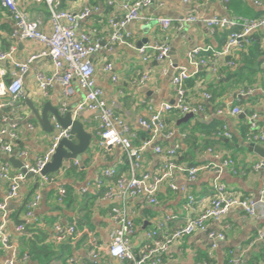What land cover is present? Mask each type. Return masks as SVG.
<instances>
[{
  "label": "crops",
  "instance_id": "crops-1",
  "mask_svg": "<svg viewBox=\"0 0 264 264\" xmlns=\"http://www.w3.org/2000/svg\"><path fill=\"white\" fill-rule=\"evenodd\" d=\"M62 7L71 12H79L85 6H98L99 11L93 13L85 20H81L78 29L87 32L93 39L101 40V49L91 56L94 66V77L97 86L104 91V96L108 103L115 101L116 112L136 131L133 145L139 146L143 139L142 132L149 133L137 124L139 118L147 119V103L157 106L161 102L172 103L176 99L175 89L171 82L172 69L167 65V61H156L153 51L150 50L149 58L143 61L136 49L128 48L122 44H112L109 42L110 29L107 19L116 15L120 17L122 10L119 4L123 0H111L114 3L110 6V0H61ZM162 2L163 5H159ZM262 3L256 4L253 0H248V5L259 10ZM20 9L32 20L40 19L41 28L44 32L50 33V23L47 8L44 4L34 3L31 0H18ZM191 11L200 18H207L214 15L231 16L226 3L222 0H189L184 4L182 0H154L153 4L143 10L144 18L140 21L132 22L126 29L132 32V41L135 47L138 43L151 45L164 40L163 34L159 30L156 20L159 17L169 18L171 26L166 34L170 45L169 59L174 60L177 66H188L187 52L194 47L219 44V35L214 36L209 32L202 22L186 23L182 28H178L179 21ZM15 25L9 13L0 7V51H6L10 46H14L13 58L16 62H25L28 57L38 53L43 45L34 40L16 39L11 37ZM236 52V51H235ZM237 53V52H236ZM219 63L221 58L218 59ZM112 63L111 72L104 70V64ZM7 74L10 71L8 63H1ZM166 70L163 73V70ZM206 71L208 69L204 67ZM52 66L47 57H39L28 65V70L23 77V93L17 103L1 111L0 129L5 126L15 127V138L11 141L14 152L11 156L21 160L25 165L33 166L36 160L43 156L49 147L53 135L52 131L42 129L35 119L32 107L41 112L45 103L59 108L63 101L73 109L84 97V92L78 87L76 81L73 82L71 92L65 94L59 84L54 85L46 95L39 93L35 76L38 72L50 74ZM143 71H148L150 79L143 84H138ZM204 75V81H198L194 86L186 88V100L189 103H196L202 99V93L208 89L209 85L219 84L223 78H218L216 72ZM117 75V80L112 79V75ZM6 78L10 80L7 75ZM226 93L221 96L220 104L233 103L238 97V91L234 90L225 82ZM211 89V87H209ZM215 88V87H213ZM255 97L252 101L245 100L246 103L238 105L247 114L235 116L217 115L215 110L209 109L208 116L199 115V120L210 123L218 119L225 123L233 134L239 133L242 126L246 125L248 115L256 113L258 115V125L264 130V86L256 87ZM207 91V90H206ZM252 94V95H254ZM243 98L248 95L240 96ZM213 112V113H212ZM184 115L170 112L165 114L167 126L173 131L170 139L158 138L157 142L162 146L169 147L173 143L183 144V130L188 126L186 121L179 122ZM51 115L49 120L51 123ZM5 118V120H3ZM85 130L93 135V141L83 161L75 164L70 160L65 163L54 175L57 176V183H41L36 175L26 176L20 184L19 196L7 200V181L0 179V203L4 208L0 209V222L4 221L6 230L9 233L11 248H5L0 243V264L8 262L12 256L15 257L16 264L28 260L27 254L19 257L21 251L27 252L29 238L25 233L28 225H37L39 232L33 235V239L42 245L43 242L51 244L54 238V226L62 224L75 225L76 232L61 241L55 239L57 243L56 252H60L61 257L54 258L50 264H126L112 259L107 254L109 243V232L114 223L109 215L110 206L114 202L105 197V191L96 198L90 199L102 186H92L82 193L81 189L87 183L94 180L104 168L118 165V170L122 172L124 168L125 153L119 148L102 149L98 146L97 121L89 112L80 113L77 117ZM53 129V128H52ZM220 138V137H219ZM227 141L226 139H224ZM236 147L240 150L227 149L216 144L212 147L222 157L228 155L234 159V166L238 170L237 174L224 172L220 180L225 184L227 190L239 196H249L254 200L259 199L260 191L264 188V169H254L253 166L263 159L247 149V143L241 138L237 139ZM264 148V143H260ZM194 157L197 162L210 160L207 151H195ZM8 155L0 151V159L7 160ZM143 170L155 172L159 166L156 154L152 149L143 151L141 156ZM186 164V163H183ZM192 164V163H191ZM186 164V165H191ZM194 165V164H192ZM13 173L20 172L12 164ZM129 167L122 174L129 175ZM214 175L208 172H200L193 182H187L184 176H180L177 183L186 185L198 199L203 202L196 207L195 211H187L183 204L185 197L178 191L169 190L166 187L160 189L157 194L158 204L152 205L144 197L130 199L127 203L131 219L134 222V234L130 238L132 249L137 253L142 252L148 245L145 238L147 231L151 230L158 221L172 216L168 221L167 231L174 230L182 225L188 217H193L199 212L211 198V180ZM64 185L66 196L62 203L57 200V188ZM40 194V201L34 210L35 219H26V205L33 199L34 195ZM83 200L81 195L87 194ZM24 224L23 231H17V226ZM33 225V226H34ZM40 228V229H39ZM208 230L222 231L225 238L217 242L216 247H211V242L204 231H195L185 235L179 241L178 247L173 244L165 253L162 264H223L227 259L240 257L243 261L252 255L264 254V207H259V216H248L239 207H233L220 222L210 221ZM43 229V230H41ZM26 234V235H25ZM47 235V238L45 237ZM96 246L100 253L98 259L93 260L89 251ZM13 251L15 253H13ZM208 256L210 261H200ZM28 262V261H27ZM264 264V261L261 263Z\"/></svg>",
  "mask_w": 264,
  "mask_h": 264
},
{
  "label": "built area",
  "instance_id": "built-area-1",
  "mask_svg": "<svg viewBox=\"0 0 264 264\" xmlns=\"http://www.w3.org/2000/svg\"><path fill=\"white\" fill-rule=\"evenodd\" d=\"M34 3L44 4L47 8L50 23V33H46L41 28V20H32L23 12L18 0H0V7L9 13L15 28L11 37L22 40H34L43 45L38 52L30 55L25 62H16L13 58L14 46L6 51H0V64L8 63L10 71L7 74L3 66L0 65V114L6 108L14 106L23 93V77L28 70V65L39 57H47L50 60L52 71L50 74L38 72L35 76L39 93L46 95L48 91L56 84H59L64 93L71 92L72 84L76 81L78 87L84 92L83 99L73 108H70L71 115L76 118L80 113L89 112L97 121V143L102 149L119 148L124 151L129 163V175H121L114 183L109 180L118 173V165L104 168L91 182L87 183L81 189L85 193L89 187L106 185L109 188L105 191V197L111 201H117L118 206H113L109 215L114 223L109 232V243L107 246V254L120 263L130 262V264H162L163 256L169 250V247L176 244L185 235L195 231H204L211 242V247H216L218 241L225 238L222 231L208 230V222H220L228 214L233 207H239L248 216H259V207H264V188L260 191L259 199L254 200L249 196H239L227 190L225 184L220 180L224 172L237 174L238 170L234 166V162L229 157H222L219 153H213L207 150L210 160L200 165H186L176 163L175 159L180 149L179 143H173L169 147L162 146L157 142L158 138L170 139L173 137V131L169 129L164 122V116L173 110L179 113L208 116V110L205 108V102L210 99L207 92H203L202 99L196 103H189L186 100L185 82L189 80L197 71L199 65L204 66L206 62L201 55L207 52H214L215 57H224L235 49H238L240 40L254 32L264 30V16L260 18L244 19L240 24V30H236L238 25L237 18L231 16L214 15L207 18H200L191 11L179 21L178 28H182L186 23L202 22L211 34L216 30L226 29L228 31L227 42L221 50L215 52L211 45L203 47H194L187 52L188 66H174L169 59L170 45L167 41L166 34L171 26V20L165 17H159L156 20L159 30L164 36V40L155 42L151 45L142 44L135 47L132 41V32L126 29L127 25L132 22L140 21L144 18L143 10L153 4L154 0H123L119 7L122 15L117 17L112 15L107 19L110 29L109 42L112 44H122L128 48L136 49L143 61L148 60L149 51L152 50L156 61H167V65L172 69L171 82L175 89L176 99L174 102H161L157 106L147 103V111L149 117L139 118L138 126L149 133L148 138L144 139L139 146L133 145V139L136 132L115 110V101L108 103L104 96V91L97 86L95 81L94 66L91 56L101 49V40L93 39L87 32L78 29L79 22L85 20L93 13L99 11V7L85 6L79 12H71L62 7L61 0H31ZM227 3L229 0H222ZM256 4L260 0H253ZM184 4H188L189 0H182ZM114 2L108 1L111 6ZM159 5H163L162 2ZM246 42V40H245ZM264 42V38H263ZM233 67L235 64L230 61L227 63ZM213 65L215 63L213 62ZM112 63L104 64V70L111 72ZM264 70V63H263ZM165 69L163 73H165ZM211 72H215V68H211ZM10 77L6 83V76ZM117 75L113 74L112 79L117 80ZM150 79L148 71H143L138 84H143ZM257 88H249L245 91L238 92V96L252 95ZM69 107L63 101L58 108L61 114H65ZM217 115L235 116L247 114L246 111L233 105V103H224L223 107L217 108ZM213 113V112H212ZM1 117V115H0ZM5 120V118H3ZM258 115L252 113L247 117L249 130L254 132L247 138L246 143H264V130L258 125ZM51 125L53 135L51 143L44 155L39 157L33 166L25 165L27 172L36 175L40 182L57 183L56 175H42L41 170L48 163L55 152L60 140L68 138L70 135L69 128H63L55 119L51 117ZM15 138V127L5 126L0 129V151L10 157L13 152L11 141L6 140ZM217 137L223 139H231L232 131L223 123L221 130L217 133ZM152 149L156 154L159 166L155 172L142 169L141 156L143 151ZM75 164H78V161ZM69 163V162H68ZM254 169H264V160H260L253 166ZM208 172L214 177L211 180V198L208 203L193 217H188L186 221L177 227L173 232H167L168 221L172 216L160 220L149 231L146 232L145 238L149 242L146 250L139 255H135L130 243V238L134 234V222L131 219L127 203L130 199L144 197L148 203L152 205L158 204L157 194L163 187L172 191H178L185 197L183 204L187 211H195L196 207L203 202L198 199L188 186L177 183L180 176H184L187 182L196 180L200 172ZM26 175L21 172H12L11 163L7 160L0 159V179L7 181L8 189L6 199H14L19 196L20 184ZM106 179V182H105ZM66 188L59 185L57 188V200L63 202L66 196ZM40 201V194L34 195L26 205L25 218L35 219L34 210ZM4 208V204L0 203V209ZM17 231H23L24 224H19ZM54 238L58 241L71 237L75 232L74 224L54 226ZM0 243L5 248H11L9 233L6 230L5 222H0ZM13 253H15L13 251ZM99 252L94 246L89 255L93 260L98 259ZM233 264H243L242 258H233ZM5 264H16L15 257Z\"/></svg>",
  "mask_w": 264,
  "mask_h": 264
},
{
  "label": "trees",
  "instance_id": "trees-1",
  "mask_svg": "<svg viewBox=\"0 0 264 264\" xmlns=\"http://www.w3.org/2000/svg\"><path fill=\"white\" fill-rule=\"evenodd\" d=\"M260 3H262L261 8L259 10H255L251 8L248 5V0H229L226 5L228 7V10L230 11L231 17L237 18L238 25L236 26V30H240V24L244 19H253V18H260L264 16V0H260ZM214 36L219 35V44L220 46L211 45L215 52L218 50H221L223 46L227 42L228 37V31L226 29H220L216 30L213 33ZM264 30L258 31L250 34L245 39L240 40V47L238 49H235L230 54L221 57V61L219 63V57H215L214 52H207L201 55L202 59L206 62V65L203 66L208 69L206 71L205 69L197 70L193 77H191L189 80L185 82V87L188 88L189 85H196L198 81H204V75L207 72L211 73V68H215V72L218 75V78H223L222 81L219 82V84H214L213 86L209 85L211 89L208 87V89L205 90V92L209 93L210 99L205 102V108L207 110L209 109H216L217 106L220 104L221 96L226 93V88L223 85L224 82L227 85H230V87L234 90H237L238 92L243 90H247L249 88H256L259 85L264 86V70H263V63H264ZM246 40V42H245ZM237 53H236V52ZM232 61L235 65L233 67L229 66L227 63ZM213 62L215 65H213ZM9 80L6 78V83H8ZM215 87V88H213ZM249 97L243 98V97H237L236 100H234L233 105L238 106L243 103H246L245 100L252 101L255 97H258L256 94L254 95H248ZM246 113H249L248 109L245 110ZM172 112L179 113L177 110H173ZM199 115H194L192 118L188 119L185 123L188 124V126L183 130V145L180 146V149L178 150L177 156H176V163L182 164H194V165H200L203 162H197L196 158L194 157L195 151H207L210 149L213 153H219L216 152L212 147L216 144H220L224 148H227L229 150H240L236 147L235 143L237 139L241 138L244 142L247 141V138L250 137V135L254 132H251L249 130L248 123L246 122L245 126H242V129L237 134L232 133V138L225 141L223 138L217 137V133L221 130V125L223 124L220 120L215 119L212 120L210 123H204L201 120H199ZM165 124H167L166 119H164ZM136 132V131H135ZM137 135V134H136ZM149 135H147L146 132H142L140 134V137L144 140L148 138ZM6 141V139H5ZM180 144V143H179ZM225 157H228L225 156ZM229 158L232 159V157L229 156ZM124 168L122 172L118 170V173L116 176L112 177L109 182L114 183L118 177H120L124 171L128 170L129 163L126 158L124 157ZM234 162V159H232ZM235 164V162H234ZM59 169L56 171L48 173V175H54ZM12 171H14L12 169ZM106 182V179H105ZM109 187L105 185V187H102L97 193L91 196L90 199L99 197L104 191H106ZM88 195L83 194L81 195L82 199L84 200ZM119 204L114 202L111 204L110 209L113 206H118ZM34 225V224H33ZM28 225L25 229V233H28L31 238H29V243L27 246V252L21 251L19 254V257L23 256V254H27L28 256V262L22 261L21 264H50L54 258L61 257L60 252H56L57 250V243L55 239H51V244H46L43 242L42 245H39L33 238V235L35 233L39 232L38 228L34 225ZM75 226V225H74ZM40 229V228H39ZM176 229V228H175ZM174 229V230H175ZM43 230V229H41ZM174 230L167 231L173 232ZM26 235V234H25ZM47 238V235L45 236ZM149 243L146 247L148 248ZM144 249V250H146ZM135 255H139L140 253H137L134 251ZM164 257V256H163ZM204 260L200 261H210V258L205 255L203 258ZM264 261V254L256 255L252 254L250 255L246 261H243V264H261ZM126 264H130V262H126ZM223 264H233L232 258L227 259L223 262Z\"/></svg>",
  "mask_w": 264,
  "mask_h": 264
},
{
  "label": "water",
  "instance_id": "water-1",
  "mask_svg": "<svg viewBox=\"0 0 264 264\" xmlns=\"http://www.w3.org/2000/svg\"><path fill=\"white\" fill-rule=\"evenodd\" d=\"M139 46H141V43L137 44V47ZM173 65L176 66L175 60ZM201 69H203V66L199 65L197 70ZM207 76L210 77L211 74L208 73ZM32 111L35 119L38 121L43 130L48 132L53 130L49 120V115H51L55 117L56 121L63 128H69L70 131L68 138H62L60 140L51 160L46 163V165L41 170V174L46 175L50 172L56 171L57 169L63 167L65 163L70 162V160L82 162L83 155L88 152L91 142L93 141V135L85 130L83 123L79 119H73L70 108L65 114H61L57 107H53L49 103H45L41 112H38L33 107ZM193 116L194 115L192 114H185L179 122L187 121ZM247 149L249 152L257 154L264 160V148L259 144L248 143ZM8 160L15 168L19 169L21 173L25 174L26 176L33 175L32 173L27 172L25 164L21 160L16 159L15 156L8 157Z\"/></svg>",
  "mask_w": 264,
  "mask_h": 264
}]
</instances>
